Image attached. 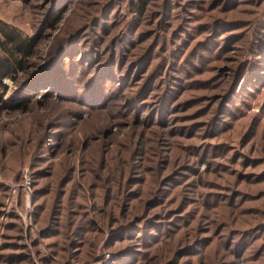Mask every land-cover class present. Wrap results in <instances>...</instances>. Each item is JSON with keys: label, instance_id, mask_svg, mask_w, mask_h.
I'll list each match as a JSON object with an SVG mask.
<instances>
[{"label": "rangeland", "instance_id": "obj_1", "mask_svg": "<svg viewBox=\"0 0 264 264\" xmlns=\"http://www.w3.org/2000/svg\"><path fill=\"white\" fill-rule=\"evenodd\" d=\"M138 3L0 0V264H264V0Z\"/></svg>", "mask_w": 264, "mask_h": 264}, {"label": "trees", "instance_id": "obj_2", "mask_svg": "<svg viewBox=\"0 0 264 264\" xmlns=\"http://www.w3.org/2000/svg\"><path fill=\"white\" fill-rule=\"evenodd\" d=\"M137 11L142 14L143 5L145 0H139ZM39 39L32 35V37L24 36L20 32H16L14 29L7 27L4 24H0V82L3 78H12L18 71H23L26 68V63L29 58L33 56L34 51L38 48ZM42 67L41 71L34 74L29 80L23 85H29L33 83L40 74L45 70ZM42 75V74H41ZM57 87H59V78L56 80ZM50 76L45 78V87H50ZM68 90V94L75 96L76 93L72 92V89ZM65 90V91H66Z\"/></svg>", "mask_w": 264, "mask_h": 264}]
</instances>
